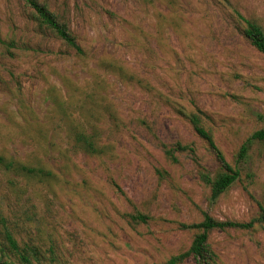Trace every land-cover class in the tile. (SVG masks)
Listing matches in <instances>:
<instances>
[{"label": "rangeland", "instance_id": "1", "mask_svg": "<svg viewBox=\"0 0 264 264\" xmlns=\"http://www.w3.org/2000/svg\"><path fill=\"white\" fill-rule=\"evenodd\" d=\"M38 1L84 54L23 0H0V156L52 173L0 164V264H168L199 233L183 226L204 214L259 217L264 143L238 154L264 128V54L236 12L264 29V0ZM182 113L201 116L240 172L217 200L201 175L220 165ZM78 132L103 152L82 151ZM176 143L191 150L173 163L163 146ZM208 243L217 264H264L258 223Z\"/></svg>", "mask_w": 264, "mask_h": 264}, {"label": "trees", "instance_id": "2", "mask_svg": "<svg viewBox=\"0 0 264 264\" xmlns=\"http://www.w3.org/2000/svg\"><path fill=\"white\" fill-rule=\"evenodd\" d=\"M30 8L33 9L36 19L39 23L46 28V30L52 32L56 37L66 44L68 47L76 51L77 54L82 55L83 50L79 45L76 37L71 33L68 25L62 22L58 16L49 10V8L40 3L38 0H23ZM237 18L241 21L243 26V35L255 47L259 52L264 54V29L263 27L236 12ZM184 114V113H182ZM190 123L192 124L195 133L204 140L213 155L215 156L217 162L220 165L221 171L213 178L202 173L201 177L204 182L211 187V197L212 200H217L220 198L240 177V172L238 169L231 166L227 161L223 152L220 150L216 144L214 137L210 130H208L204 125L200 115L192 114L185 115ZM75 143L81 147L82 151L90 155H100L103 151L97 146L96 136L87 134L86 132H78L74 135ZM255 141L264 143V128L254 132L251 137L246 141V143L241 147L238 154V162L245 160L250 149V145ZM164 145V152L166 157L173 163L178 162V157L176 152H186L191 150L190 147L184 146L181 143H176L172 148ZM0 164L5 166L7 169H16L21 171L27 176H41V177H52V173L45 171L42 168L31 167L25 164L17 163L13 160L7 159L0 156ZM133 219L137 221H146L144 215L134 216ZM255 223L260 224L264 229V203L260 204V214L259 217L250 222H238L231 220H217L208 214H204V220L201 223L184 225L183 228L190 230H198L199 233L196 234L194 241L188 251L172 257L168 264H184L189 258H194L196 264H217L216 254L212 251L208 240L210 232L217 231H227L230 229H251ZM9 242L12 248L17 251L18 247L13 238L9 237ZM23 260L26 262L27 258L22 256Z\"/></svg>", "mask_w": 264, "mask_h": 264}]
</instances>
